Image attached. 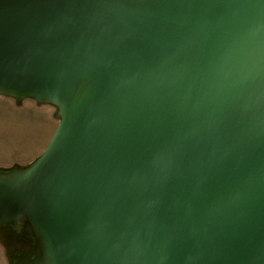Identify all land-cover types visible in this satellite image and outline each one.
<instances>
[{
    "label": "water",
    "instance_id": "water-1",
    "mask_svg": "<svg viewBox=\"0 0 264 264\" xmlns=\"http://www.w3.org/2000/svg\"><path fill=\"white\" fill-rule=\"evenodd\" d=\"M0 95L58 117L9 264H264V0H0Z\"/></svg>",
    "mask_w": 264,
    "mask_h": 264
},
{
    "label": "rangeland",
    "instance_id": "rangeland-1",
    "mask_svg": "<svg viewBox=\"0 0 264 264\" xmlns=\"http://www.w3.org/2000/svg\"><path fill=\"white\" fill-rule=\"evenodd\" d=\"M57 124L55 107L0 95V169L30 165L47 146ZM16 243L10 230L0 229V264H9L7 247L14 248Z\"/></svg>",
    "mask_w": 264,
    "mask_h": 264
},
{
    "label": "crops",
    "instance_id": "crops-1",
    "mask_svg": "<svg viewBox=\"0 0 264 264\" xmlns=\"http://www.w3.org/2000/svg\"><path fill=\"white\" fill-rule=\"evenodd\" d=\"M2 259V258H1Z\"/></svg>",
    "mask_w": 264,
    "mask_h": 264
}]
</instances>
